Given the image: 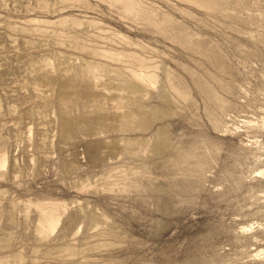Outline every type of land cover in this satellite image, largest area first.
I'll return each mask as SVG.
<instances>
[{
    "label": "rangeland",
    "instance_id": "1",
    "mask_svg": "<svg viewBox=\"0 0 264 264\" xmlns=\"http://www.w3.org/2000/svg\"><path fill=\"white\" fill-rule=\"evenodd\" d=\"M0 264H264V0H0Z\"/></svg>",
    "mask_w": 264,
    "mask_h": 264
}]
</instances>
